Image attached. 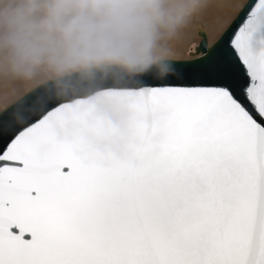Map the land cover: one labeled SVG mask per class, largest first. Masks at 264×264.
I'll use <instances>...</instances> for the list:
<instances>
[{
    "label": "snow or ice",
    "instance_id": "snow-or-ice-1",
    "mask_svg": "<svg viewBox=\"0 0 264 264\" xmlns=\"http://www.w3.org/2000/svg\"><path fill=\"white\" fill-rule=\"evenodd\" d=\"M225 43L125 118L0 131V264H264V0Z\"/></svg>",
    "mask_w": 264,
    "mask_h": 264
},
{
    "label": "rangeland",
    "instance_id": "rangeland-1",
    "mask_svg": "<svg viewBox=\"0 0 264 264\" xmlns=\"http://www.w3.org/2000/svg\"><path fill=\"white\" fill-rule=\"evenodd\" d=\"M56 2L0 0V112L36 86L84 69L91 62L142 64L191 59L201 40L199 28L205 30L212 45L247 0H138L113 43L87 54H70L55 45L41 50L21 38L28 33L41 35L46 31ZM15 7L20 10V16L9 27L3 22V9ZM74 15L69 13L63 19L66 21ZM85 19L98 23L101 16L86 12Z\"/></svg>",
    "mask_w": 264,
    "mask_h": 264
},
{
    "label": "water",
    "instance_id": "water-1",
    "mask_svg": "<svg viewBox=\"0 0 264 264\" xmlns=\"http://www.w3.org/2000/svg\"><path fill=\"white\" fill-rule=\"evenodd\" d=\"M247 2L211 46L203 28L195 48L199 55L187 60H160L142 64H97L50 79L28 91L0 112V131L12 134L28 124L52 115H80L88 119H121L130 114L140 90L148 85L197 86L214 81L197 69L203 53L213 48L226 54V34L241 23ZM187 69V74H186ZM0 140V149L5 141Z\"/></svg>",
    "mask_w": 264,
    "mask_h": 264
},
{
    "label": "clouds",
    "instance_id": "clouds-1",
    "mask_svg": "<svg viewBox=\"0 0 264 264\" xmlns=\"http://www.w3.org/2000/svg\"><path fill=\"white\" fill-rule=\"evenodd\" d=\"M138 0H57L53 19L46 25L41 35L28 33L21 38L31 47L41 50L55 45L70 54H87L104 49L113 43L121 31L127 17ZM76 13L71 19L63 17ZM101 16L98 23L85 19V13ZM4 22L14 26L20 16L19 9H9L3 14Z\"/></svg>",
    "mask_w": 264,
    "mask_h": 264
},
{
    "label": "bare ground",
    "instance_id": "bare-ground-1",
    "mask_svg": "<svg viewBox=\"0 0 264 264\" xmlns=\"http://www.w3.org/2000/svg\"><path fill=\"white\" fill-rule=\"evenodd\" d=\"M30 2V1H29ZM36 4V3H35ZM38 4V3H37ZM56 4V3H55ZM19 6V5H18ZM27 6V5H26ZM12 7V6H11ZM20 7V6H19ZM16 8V7H15ZM30 8V7H29ZM12 9V8H11ZM17 9V8H16ZM42 10H43V7H42ZM6 10H4L3 9V12H5ZM2 22V21H1ZM4 22V21H3ZM3 22H2V25H3ZM5 24H7V23H5ZM3 26H5V25H3ZM2 32V31H1ZM206 35H207V33H206ZM207 37H208V35H207ZM199 44V43H198ZM208 44H209V38H208ZM209 46H211L210 44H209ZM197 47V46H196ZM191 56H192V58H196V57H198L199 55L196 53V51H195V49H194V51L191 53ZM191 58V59H192Z\"/></svg>",
    "mask_w": 264,
    "mask_h": 264
}]
</instances>
